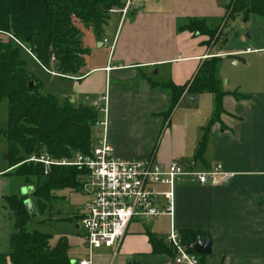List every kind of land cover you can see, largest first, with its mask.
Here are the masks:
<instances>
[{"label": "crops", "instance_id": "0c3cea01", "mask_svg": "<svg viewBox=\"0 0 264 264\" xmlns=\"http://www.w3.org/2000/svg\"><path fill=\"white\" fill-rule=\"evenodd\" d=\"M134 1L140 7L132 8L124 19L110 15L102 38L91 27L77 24L89 54L73 78L54 76L30 57L46 73L66 83L64 93L55 95L60 107L69 103L93 109L107 95L108 141L116 156L154 158L163 166L176 161L198 169L220 164L234 177L221 187L179 182L171 216L132 221L118 250L96 251L93 264H174L166 243L172 228L199 230L210 236L211 254L199 255L203 264H264V20L249 19L253 29L247 44L252 47L224 53L217 51L227 24L220 1ZM190 20H205L210 30L219 28L221 39L209 44L208 36L182 31ZM243 56L241 77L229 78L224 84L217 69L216 77L226 93L219 123L212 124L215 103L210 94L194 97L185 92L168 115L172 92L165 86H189L213 58H219L220 64L230 59L231 66L239 67L238 58ZM233 94L245 98L238 100ZM93 111L99 120L105 118L104 113ZM207 130L206 151L199 161L198 150ZM93 132L92 141H98L99 130L93 126ZM158 190L167 192L168 188ZM161 202L166 207L165 197ZM75 223L83 231L79 216ZM42 227L48 229L50 224ZM151 239L161 241L168 253H156ZM74 252L68 247L70 262Z\"/></svg>", "mask_w": 264, "mask_h": 264}, {"label": "trees", "instance_id": "16d2710c", "mask_svg": "<svg viewBox=\"0 0 264 264\" xmlns=\"http://www.w3.org/2000/svg\"><path fill=\"white\" fill-rule=\"evenodd\" d=\"M218 1L226 9V22L237 17L247 22L251 16L264 20V0ZM123 7V0H0V34H10L29 49L34 59L48 72L74 77L84 67L85 57L89 54L82 45L77 24L91 27L96 36L102 38L110 19L109 11ZM182 31L208 36L209 44L221 39L217 34L219 28L210 30L205 20H190ZM25 53L31 56L14 40L0 38V103L6 100L9 110L8 129L3 132L8 144V170H11L7 174L15 169L19 182L34 189L35 210L44 216L56 202V193L82 191V184L78 182L80 172L54 167L46 176L40 165L23 162L44 153L54 159L89 153L98 115L91 108H76L69 103L60 107L58 99L44 93L41 84L30 75L23 59ZM218 64L219 58L205 63L189 86H165L172 92L168 115L185 92L194 97L210 94L215 103L212 124L220 122L226 93L216 77ZM233 96L238 100L245 98L240 94ZM208 133L209 130L198 150L199 161L203 160L206 151ZM4 199L14 231L10 237L11 252L9 255L0 254V264H8L9 261L11 264H71L66 245L60 244L52 249L50 235L30 229L33 220L25 206L26 198L5 196ZM40 224L49 225L45 222ZM180 233L189 247L208 235L199 230H182ZM151 242L156 253H168L161 241L151 239ZM190 251L195 253L194 248Z\"/></svg>", "mask_w": 264, "mask_h": 264}, {"label": "built area", "instance_id": "2783aa9c", "mask_svg": "<svg viewBox=\"0 0 264 264\" xmlns=\"http://www.w3.org/2000/svg\"><path fill=\"white\" fill-rule=\"evenodd\" d=\"M123 4L121 9H111L109 15H120L124 19L132 8L140 7L134 0H123ZM0 36L14 40L33 56L29 49L10 34ZM50 73L54 76L73 78ZM107 106V95L94 104L93 109L97 113H104L105 118L97 119L94 124L101 137L92 143L89 153H77L62 159H54L44 153L31 156L23 162L40 165L46 176L54 167L79 170L78 182L82 184L84 192L92 198L79 214V225L84 232L88 255L78 264H93V254L96 251L118 250L132 221L148 222L162 216H171L179 182L191 181L199 186L221 187L228 185L234 177V174L225 171L220 164L198 169L194 165H182L176 161L169 166H163L154 158L116 156L108 141ZM159 187H166L168 191L161 192ZM163 197L168 202L166 207L162 206ZM166 243L171 249L174 264H202L199 255L190 251L195 245L187 246L177 229H171Z\"/></svg>", "mask_w": 264, "mask_h": 264}, {"label": "rangeland", "instance_id": "374dc122", "mask_svg": "<svg viewBox=\"0 0 264 264\" xmlns=\"http://www.w3.org/2000/svg\"><path fill=\"white\" fill-rule=\"evenodd\" d=\"M258 20L263 19L258 18ZM252 29V21L250 20L244 22L240 17L235 18V20H230L229 23L227 22L226 26L222 28L223 38L221 39V43L218 45L219 47H217V51H223L224 53H229L233 50L243 52L246 50V46L252 47L247 44L250 42V38L247 35L248 33H251ZM0 38L7 40L6 36H0ZM245 58L246 57L244 56L238 58L240 63L239 67L231 66L230 59L222 61V64H218L217 76L220 75V71L221 78L224 79V84H226L229 78L242 76V64H244L242 59L245 60ZM23 59L27 65L30 75L41 84L45 93L53 96L56 94L62 95L64 93L66 83L62 79L54 78L49 73H46L26 53L23 54ZM255 59H257V57H255ZM262 59H264V56H262ZM222 65L224 66L223 69L221 68ZM55 97L58 98L57 96ZM8 116V103L4 100L0 103V254L3 255H9L11 252L10 237L14 231V224L9 217L8 210L6 209L7 205L4 197L17 196L19 198H26V201L32 202L33 206H35L34 208H37V204H35L36 200L32 196L34 189L19 182L18 178L15 177V169L11 174H4V171L8 170L10 167L6 158L8 153V144L3 136V132L8 129ZM55 200L56 202H54L53 208L45 214V216L38 215L37 211L35 217L31 216L33 221L30 225V229L44 231L45 233L50 234V245L53 248L58 247L62 244L61 242H63V245H67L71 251H75L71 258V263L78 264L88 255V252L86 250V241L83 237L84 232L77 230L75 221L82 212L83 206L90 199L88 200L84 191L73 192L71 190H64L56 193ZM52 214H55L54 217H56V220L53 219ZM45 218H47L46 223L50 224L48 229L40 225V222L44 221ZM62 218H64V220ZM8 264H11V262L9 261Z\"/></svg>", "mask_w": 264, "mask_h": 264}, {"label": "water", "instance_id": "95a60500", "mask_svg": "<svg viewBox=\"0 0 264 264\" xmlns=\"http://www.w3.org/2000/svg\"><path fill=\"white\" fill-rule=\"evenodd\" d=\"M34 84L31 83L30 87L33 88ZM195 101V99H193ZM25 206L30 214V216H36V210L30 201L25 202ZM195 252L200 256H207L212 252V241L209 235L204 238H200L195 245Z\"/></svg>", "mask_w": 264, "mask_h": 264}]
</instances>
